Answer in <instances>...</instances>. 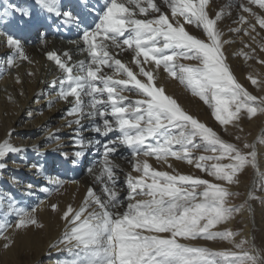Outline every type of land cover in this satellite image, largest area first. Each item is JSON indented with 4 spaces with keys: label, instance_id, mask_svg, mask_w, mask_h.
I'll use <instances>...</instances> for the list:
<instances>
[{
    "label": "snow or ice",
    "instance_id": "snow-or-ice-1",
    "mask_svg": "<svg viewBox=\"0 0 264 264\" xmlns=\"http://www.w3.org/2000/svg\"><path fill=\"white\" fill-rule=\"evenodd\" d=\"M35 2L48 13L63 16L64 25L74 23L79 27V17L71 11L61 13L58 0ZM161 2L167 6V13L156 0H104L102 13H97L99 21L93 29L85 28L80 37L84 45L81 51L87 52V59L73 62L67 50L62 54L64 58L55 50L44 53L62 73L52 81L53 85L59 83V91L48 106L51 108L57 101L70 104L62 120L70 129L76 125L69 139L81 149L72 155L82 157V149L88 144L102 143L104 148L102 166L95 175L103 195L89 186L79 207L69 203L60 214L63 230L49 244L50 250L68 254L58 264H264V247H245L247 239H234L239 233L218 228L241 210L230 203L232 197L239 195L231 186L239 185L245 170L253 169L264 188V173L260 172L264 152L258 148L264 147V134L252 142L240 135L234 136L235 142L226 141L184 110L156 81L162 68L168 77L178 80L208 105L225 132L229 126L242 132V120L264 115V95L252 94L235 77L224 51V45L234 41L223 39L224 32L218 27L222 12L211 16L207 10L209 0ZM252 6L260 11H254ZM7 7L24 17L30 16L14 4ZM239 8L248 15L239 14L233 21L237 26L228 30L237 35L243 33L256 47L245 43L249 51L241 49L237 54L245 62L255 58L264 65V60L256 55L257 48L264 52V37L258 31L264 30V0H241ZM186 25L202 31V37L190 33ZM70 43L79 46V41ZM6 46L14 53L7 58L9 68L17 66V59L29 60L13 36L7 35ZM122 52L131 53L129 62L119 58ZM247 79L258 90H264V80L253 74ZM16 83H22L19 76ZM125 93L138 98L131 100ZM9 100L13 98L9 96ZM85 118L91 119V130L103 137V142H85L81 134ZM112 133H118L116 139H109ZM119 146L132 154L131 172L125 179L128 191L123 199L117 189L119 166L110 159ZM32 147L38 150L37 145ZM23 151V146H14L10 139L0 142V158ZM198 152L202 154L196 155ZM62 155L67 158L68 153ZM141 156L146 159L140 160ZM147 158L166 164L172 171L154 168ZM171 160L185 162L212 179L180 173ZM4 167L0 164V169ZM51 182L63 184L59 179ZM27 188L31 195L32 185ZM247 198L255 199L252 191ZM49 207L54 212L59 210L56 203ZM14 212V225L0 222L5 250L15 243L10 229L19 232L44 227L35 215L37 208H17ZM197 240L227 241L232 248L213 250L181 242Z\"/></svg>",
    "mask_w": 264,
    "mask_h": 264
},
{
    "label": "bare ground",
    "instance_id": "bare-ground-1",
    "mask_svg": "<svg viewBox=\"0 0 264 264\" xmlns=\"http://www.w3.org/2000/svg\"><path fill=\"white\" fill-rule=\"evenodd\" d=\"M232 1L235 0H209L207 8L211 16H215L218 11L222 12L218 27L224 32L223 39L234 41V43L224 45L229 65L231 61H234L235 64V62L238 63V60H243L241 56L238 58L237 53L239 52L235 50V44L238 42L253 43L243 33L237 35L229 32V28L237 26L233 21L238 19L239 14L247 16V13H242L241 9L236 8ZM156 2L163 11L166 13L169 11L161 0H156ZM237 2L240 3L241 0H237ZM8 4H14L18 8L27 10L30 16H22L19 12L8 8ZM57 6L61 13L71 11L74 17H79V27L74 23L64 25L62 23L63 16L57 17L55 13H48L35 0H0V32L6 34L0 35V64L4 66L3 69H0V142L10 139L14 146L25 148L23 152L7 154L4 157L5 160L0 161V164L5 165L4 168L0 169V222L15 223L14 209L17 208L29 210L37 208V212L44 219L48 218L44 200L47 192L40 189H51L55 186L51 181L55 179L63 181L62 185L71 191L73 207H79L89 186L93 187L98 195H103L102 185L95 180V175L99 173L102 166V154L104 152L102 143L88 144L82 149L85 154L80 158L72 155L73 152L81 149L74 146L69 139L76 125L70 129L64 126L65 122L62 120L70 104L57 101L51 108L48 106V101L54 98L59 91V83L53 85L52 81L62 73L59 72L54 62L46 59L44 53L55 50L62 56L63 52L67 50L70 52L73 62L87 59V52L81 51L84 45L80 37L85 28L93 29L99 21L97 13H102L104 0H58ZM186 29L198 37L203 35L202 31L197 30L194 26L186 25ZM7 35H11L20 41L31 63L29 60L17 59L16 67L9 68L7 66V58L14 54L13 50L6 46ZM42 40L45 43L42 44ZM70 41H79V46L70 43ZM237 49L239 50V48ZM62 58L64 57L62 56ZM119 58L127 63L131 60V53L122 52ZM182 62L195 63L192 61ZM29 72L33 75H28ZM109 74L111 73L109 72ZM17 76L22 83H16ZM156 84L158 86L163 85L166 94L172 97L173 92H181L184 89L178 80L168 77L162 68L159 70ZM125 95H129L130 98L135 96L129 93H125ZM9 96L13 98L12 101L9 100ZM32 113L34 116H31ZM24 115H27V119L24 118ZM28 115L30 116L28 117ZM68 119H72V117H68ZM82 123L81 134L86 143L89 140H101L103 142L104 138L91 130L92 121L90 118H85ZM262 123H264V118L263 121H259L258 128ZM263 131V129L255 131L254 136L257 135L258 137L264 134ZM9 132H11L10 137L8 136ZM49 132L53 135L49 136ZM117 135L118 133H112L109 139H116ZM33 144L38 146V150L33 149ZM258 148L264 152V147L258 145ZM62 153H68L67 158ZM129 154H131L129 149L119 146L110 157L119 166L116 171L117 181L124 180V188L117 187L121 199L127 195L128 191L125 179L126 175L131 172V168L126 166V164L131 166L132 154L130 156ZM116 157L126 163L117 162L114 159ZM74 160L75 163H73ZM260 164V172L264 173V156H262ZM88 169L93 171L89 173ZM254 175L256 179H259L255 172ZM29 184L32 185L31 195L28 194L27 186ZM251 187L249 191L254 193H257V190L261 188L255 187V185ZM66 205L63 204L62 211ZM250 210L245 207L241 211L244 225L243 234L244 239L248 240V246L254 244V228L264 222L263 219L260 223L258 221L255 226H252ZM229 226L232 227V224L229 223ZM63 227L64 224L59 219L54 230L49 228L53 231L51 230L50 236L47 234L48 237L43 241L35 237L32 238L31 232L26 230L16 232L14 229H10L9 233H15L17 244L32 247L35 252V260L31 261L32 264H58V261L65 259L68 254L58 252L56 249L50 250L49 244L61 234Z\"/></svg>",
    "mask_w": 264,
    "mask_h": 264
},
{
    "label": "rangeland",
    "instance_id": "rangeland-1",
    "mask_svg": "<svg viewBox=\"0 0 264 264\" xmlns=\"http://www.w3.org/2000/svg\"><path fill=\"white\" fill-rule=\"evenodd\" d=\"M232 2H233V5L239 9L240 3L237 2V0L232 1ZM252 7L254 11H260L255 6H252ZM258 31L261 32V37H264V30L258 29ZM258 40H260V37H258ZM237 44H235L236 47L234 46L237 52H239L241 49H243L245 52L249 51L248 48L244 47V43L238 42ZM250 45L252 47H256V44L254 43H251ZM237 48H239V50ZM256 55L259 57V59L264 60V52H260L258 48H257ZM238 58H240V55L238 56ZM241 58L243 59V57ZM243 60H238L237 61L238 63L235 62V64H234V61L230 62V66L234 72L235 77L237 78L238 82L241 83L245 88H247L248 91H250L252 94L257 95V96L264 95V90H258L247 79V76L249 74H253L254 76H257L259 80H264V65L257 63L255 58L250 59L247 62ZM131 98H130L131 100H135L136 96L131 97ZM173 98L190 115L196 117L201 122H204L209 127H212L226 141L235 142L234 136L240 135L241 137L246 139L248 142H251L253 140V137H254V140L257 137V135L254 136L255 131L259 129L264 130V123L260 124V127L258 128V123L259 121H263L264 115H257L251 120H248V119L242 120L241 122V127L243 129L242 132L239 131V129L233 128L231 126H229L228 131L225 132L218 125L215 119L212 117L211 110L208 107V105H206L198 97L193 96L191 92L187 90L185 87L181 92H177V91L173 92ZM24 116H25L24 118L27 119V115H24ZM29 116L30 115H28V117ZM31 116H34V113H32ZM200 154L202 153H199V152L196 153V155H200ZM130 155L131 154H129V156ZM114 159H116L117 162H123V163L125 162V161H121L119 157H116ZM139 159L144 160L146 158L141 156L139 157ZM147 159H149V163L158 170L172 171V169L168 168L166 164H162L161 162L156 161L154 158H147ZM2 160H5V158L4 157L0 158V161ZM170 163L172 164L173 168L176 169V171L178 172L181 171L180 173L192 174V175L199 176V177L209 179V180L212 179L211 177H207L204 173H201L198 169L188 165L185 162L171 160ZM126 166L129 167V169L131 168L130 164H126ZM239 179H240L239 185L231 186V190L239 193V195L232 197L230 200V203L236 206H240L241 210L238 213H236L234 217L231 219V221L228 222L226 225L218 226L220 230L228 229L235 233H239V235H237L234 238L237 242L240 239H244V234H243L244 225L242 223L243 220H242V214H241V211L243 208L246 207V208L251 209L250 210V220H251L252 226H255V223L257 224L258 221L260 223L264 219V193H263L264 188H259V190H257L258 191L257 193H254L252 191L253 195L255 196V199L248 200L247 198L249 189L252 188L251 186L254 187L255 185V187L256 186L260 187V183H261L260 178L256 179L254 175V170L251 168H248L247 170L243 172V174L239 177ZM123 181H124L123 179H121L120 181H117V187L124 188ZM49 190L50 191L47 192V194L44 196V200L46 203L45 204L46 212L48 214L49 219L48 218L44 219V217H42L38 212H36L35 215L37 216L38 220L44 225V227L43 228L30 227L26 230L27 232L28 231L31 232L32 238L35 237L36 239L40 241H43L46 237L50 236V233L54 230V226H56L57 223L59 222V219H60L59 217L62 212L63 204L68 205L69 203H71V199H72L71 191L69 189H66L63 185L61 186L55 185ZM52 203H56L59 205L58 211L54 212L51 210L49 205ZM24 210L31 211L29 209H24ZM16 219L17 217L14 219V221H16ZM229 223L232 224V227L229 226ZM14 224L15 223L13 222V225ZM49 228H52L53 230ZM30 229L33 231H31ZM47 230L50 232L48 233ZM11 235L13 236V239L15 241V233L13 232V234ZM254 235H255L254 245L257 249H261L262 247H264V222L260 226L254 228ZM181 242L191 243V244H195L198 246H206L213 250H222V249L232 248V245L230 243H228L227 241H221V240H216V241L197 240V241H191V242L190 241H181ZM3 243L4 241L0 239V264H32V262L35 260L34 258L35 252L33 251L30 245L21 246L15 242L7 250H5L3 248ZM245 247H249V246L245 245Z\"/></svg>",
    "mask_w": 264,
    "mask_h": 264
}]
</instances>
